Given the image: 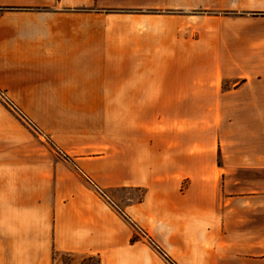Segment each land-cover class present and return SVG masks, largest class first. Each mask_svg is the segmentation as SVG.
<instances>
[{
    "label": "crops",
    "instance_id": "obj_1",
    "mask_svg": "<svg viewBox=\"0 0 264 264\" xmlns=\"http://www.w3.org/2000/svg\"><path fill=\"white\" fill-rule=\"evenodd\" d=\"M0 88L70 158L0 147V264H264L263 151L218 109L264 106V0H0Z\"/></svg>",
    "mask_w": 264,
    "mask_h": 264
},
{
    "label": "rangeland",
    "instance_id": "obj_2",
    "mask_svg": "<svg viewBox=\"0 0 264 264\" xmlns=\"http://www.w3.org/2000/svg\"><path fill=\"white\" fill-rule=\"evenodd\" d=\"M244 12L248 11L212 10L205 13L201 10H190L188 14L237 17ZM227 86L229 84L224 80V87ZM235 97L237 100H234V103L226 100V104L218 107L219 117L222 120L219 138L224 146L227 143L233 146L236 152L242 149L245 152L260 150L264 155V106L241 103L240 94ZM45 121L42 123L32 117L27 107L15 104L8 93L0 88V147L8 149L11 157L15 155V152L19 153L16 156L33 155V157L36 156L35 152H40L42 157L53 155L55 158L70 162L69 154L59 148L55 138L42 126ZM250 155L254 156V154ZM133 194L141 197L142 192L135 190ZM240 202L237 201L236 205L240 206ZM121 213L124 217H129L124 211ZM57 260L63 264H98V258L95 256L58 254Z\"/></svg>",
    "mask_w": 264,
    "mask_h": 264
},
{
    "label": "built area",
    "instance_id": "obj_3",
    "mask_svg": "<svg viewBox=\"0 0 264 264\" xmlns=\"http://www.w3.org/2000/svg\"><path fill=\"white\" fill-rule=\"evenodd\" d=\"M141 233H142L146 238H148L151 242H153L152 238L149 236V234L147 233V231L141 229Z\"/></svg>",
    "mask_w": 264,
    "mask_h": 264
}]
</instances>
